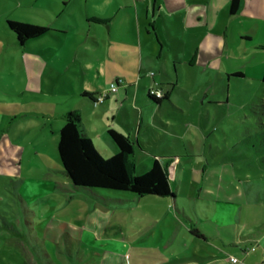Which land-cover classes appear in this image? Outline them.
Wrapping results in <instances>:
<instances>
[{
    "label": "rangeland",
    "instance_id": "obj_1",
    "mask_svg": "<svg viewBox=\"0 0 264 264\" xmlns=\"http://www.w3.org/2000/svg\"><path fill=\"white\" fill-rule=\"evenodd\" d=\"M102 8L103 0H57L46 20L78 28L81 39L101 57L114 36L107 24L87 12ZM240 62V52L232 57L233 64L227 60L232 76H223L224 80L215 72L183 68L182 85L172 94L177 109L160 110L154 118L144 113L141 132L136 120L133 132L148 146V150L140 147L144 152L135 157L136 172L144 173L153 156L160 158L179 209L160 197L132 201V193L111 189L98 192L106 198L118 197L121 203L102 204L92 195L69 192L56 170L57 141L49 161L26 155L33 146H26L24 155L0 154V264H180L186 256L194 264H242L244 255L256 247L264 254V84L234 76L242 67ZM151 71L141 81L161 89L150 80ZM103 78L96 81L105 83ZM113 81L106 82L104 90ZM194 85H203L204 91L190 99ZM126 102L131 106L133 98ZM95 109L104 115L99 103L84 110L93 115L97 129L107 121L93 113ZM121 112L127 121L125 110ZM132 118L130 109V122ZM225 219L233 224L222 226L220 221ZM198 226L206 229L205 241L189 233V227ZM242 235L250 237L240 240ZM243 245L248 247L245 251ZM214 247L221 251L216 253ZM231 248L241 252L235 261L229 260L235 256ZM195 253L217 255L201 263ZM258 264H264V259Z\"/></svg>",
    "mask_w": 264,
    "mask_h": 264
},
{
    "label": "crops",
    "instance_id": "obj_2",
    "mask_svg": "<svg viewBox=\"0 0 264 264\" xmlns=\"http://www.w3.org/2000/svg\"><path fill=\"white\" fill-rule=\"evenodd\" d=\"M56 1L0 0L2 157L24 155L25 147L33 146L26 155L41 157L47 161L52 159L49 155H54V144L58 141V132L64 123L63 116L73 109L80 113L81 131L90 137L101 153L110 156L117 151L111 138L103 136V129L107 132L110 127L137 142L138 147L134 152L136 157L144 152L140 147L148 150L145 140L140 142L133 132L136 120L139 121L138 132H141L144 113H149L154 118L160 110L177 109L172 94L174 89L182 85V69H198L204 74L215 72L220 79L223 76L230 78L232 75L228 73L227 60L233 64L232 57L237 52L241 53L242 67L234 72H241L242 75L236 77L255 79L264 84V0H241L235 13L229 11L231 0H103L104 8L87 12L90 18L96 16L107 24L114 36V43L110 42L107 54L101 53V57H96L95 49L81 39L83 34L78 28L74 29L68 24L61 27L52 24L53 21L49 19L46 20L50 17V11L55 10ZM7 20L41 24L49 30L20 44L7 25ZM131 69L135 72L132 73ZM149 70H154L151 71L154 76L150 80H156L164 93L168 92V100L155 104L148 98V89L153 86L141 79L149 76ZM101 76L105 83L112 78L120 81L117 90L109 94L101 104L105 109L104 115L97 109L93 111L107 121V124L94 129L93 115H89L84 109L92 108L95 104L84 97L83 93L103 90L105 83L96 81ZM206 80L212 79L208 77ZM192 87L193 91L189 92L190 99L200 96L204 91L203 85ZM130 98H133L131 106L126 102ZM130 109L133 110L131 122ZM122 110L128 116L127 121L123 119ZM118 118L120 121L115 125L113 121ZM50 144L53 146L50 147L51 152L45 146ZM189 147L193 149L191 145ZM57 157L55 165L60 174L59 156ZM59 179L71 193L92 195L102 204L122 202V199L115 196L106 198L102 192H98L100 188L91 191L74 190L63 177ZM204 191L208 194L211 192L210 189ZM143 197L133 194L132 201ZM257 197L262 201L263 192H259ZM160 198L179 209L175 196ZM246 203L253 205V202L247 200ZM262 215L264 216V207ZM205 219L210 221L209 217L205 216ZM92 220L98 224L95 218ZM191 221L194 222L192 219ZM228 221L226 223L225 219L220 223L222 226L233 224L231 219ZM191 229L193 228L189 227V233L196 240L205 241V228L198 226L193 229L204 237L193 235ZM249 237L242 235L239 238L245 240ZM242 247L241 250L244 251L248 248L244 245ZM214 249L217 250L216 253L221 251L218 247ZM232 252L237 257L241 253L234 248H231L230 253L233 254ZM197 254H194V258L201 257ZM216 255L206 254L199 261L202 263ZM244 258L242 264H258V261L264 259V254L256 247L254 251L245 254ZM189 259L188 256L184 257L180 264H194Z\"/></svg>",
    "mask_w": 264,
    "mask_h": 264
},
{
    "label": "trees",
    "instance_id": "obj_3",
    "mask_svg": "<svg viewBox=\"0 0 264 264\" xmlns=\"http://www.w3.org/2000/svg\"><path fill=\"white\" fill-rule=\"evenodd\" d=\"M240 2L241 0L230 1V13L237 11ZM7 25L15 33L20 44L49 30L45 25L23 21L7 20ZM235 74L242 75L241 72ZM262 79L264 81V74ZM119 81V79L115 80L117 87ZM149 90L150 88L148 89V98L155 104L169 99L168 92L158 97L150 94ZM98 93L99 91L83 93V96L95 104ZM63 118L64 123L59 129L57 141V152L61 165L60 175L74 190L91 191L100 188L126 191L138 197L146 195L174 197L166 168L158 158L153 159L152 164L144 173L136 172L134 152L138 144L128 135L109 127L107 134L116 144L117 151L104 158L95 148L90 137L81 131V116L77 110L68 111ZM191 233L204 237L197 230L191 229Z\"/></svg>",
    "mask_w": 264,
    "mask_h": 264
},
{
    "label": "built area",
    "instance_id": "obj_4",
    "mask_svg": "<svg viewBox=\"0 0 264 264\" xmlns=\"http://www.w3.org/2000/svg\"><path fill=\"white\" fill-rule=\"evenodd\" d=\"M152 73L153 72H151V74ZM117 88L118 87H117L116 82L115 81L111 82V84L109 85L108 89H105V90L103 89V90L99 91V93L96 96L95 104H97V103L100 104V103L104 102L106 97L109 95V93L110 92H115L117 90ZM149 93L160 97V96L163 95L164 92L161 89L150 88ZM236 259H237L236 256H233V255L229 256V260H231V261H235Z\"/></svg>",
    "mask_w": 264,
    "mask_h": 264
}]
</instances>
